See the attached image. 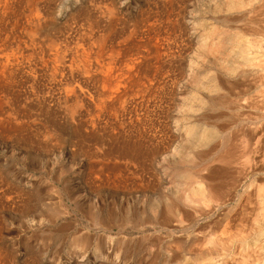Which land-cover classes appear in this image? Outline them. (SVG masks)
I'll list each match as a JSON object with an SVG mask.
<instances>
[{
  "label": "rangeland",
  "instance_id": "obj_1",
  "mask_svg": "<svg viewBox=\"0 0 264 264\" xmlns=\"http://www.w3.org/2000/svg\"><path fill=\"white\" fill-rule=\"evenodd\" d=\"M28 1L0 0V264H264V137L255 132L264 123V0H38L32 11ZM80 23L105 33L119 61L134 57L156 69L149 89L119 109L114 121L122 131L92 123L85 98L86 111L56 104L39 48ZM17 44L30 48L25 56ZM241 48L252 57L245 77L229 70ZM193 73L212 87L223 79V107L209 109L202 97L201 121L178 114ZM76 78L88 93L97 89ZM250 96L258 100L249 106ZM192 122L234 135L229 164L213 160L217 147L202 149L204 156L180 148ZM213 245L225 250L208 256Z\"/></svg>",
  "mask_w": 264,
  "mask_h": 264
},
{
  "label": "bare ground",
  "instance_id": "obj_2",
  "mask_svg": "<svg viewBox=\"0 0 264 264\" xmlns=\"http://www.w3.org/2000/svg\"><path fill=\"white\" fill-rule=\"evenodd\" d=\"M6 1V0H5ZM32 2L33 6L31 7L30 11L33 9L36 10V1L38 0H29ZM28 1V2H29ZM104 1V0H103ZM167 1V0H166ZM217 1V0H216ZM230 1V0H229ZM232 1V0H231ZM252 1V0H251ZM256 1V0H254ZM27 2V3H28ZM88 2V1H87ZM86 2V3H87ZM93 2V1H91ZM96 2V1H95ZM212 2V0H211ZM221 2V1H219ZM235 2V1H234ZM248 2V1H247ZM247 2L245 5H247ZM250 2V0H249ZM257 2V1H256ZM254 3V5L256 4ZM260 2V1H259ZM90 3V2H89ZM213 3V2H212ZM232 3V2H228ZM227 3V4H228ZM252 3V2H250ZM248 3V4H250ZM91 4V3H90ZM96 4V3H95ZM226 4V5H227ZM253 4V3H252ZM251 4V5H252ZM262 4V3H260ZM258 4V5H260ZM6 5V4H5ZM35 5V6H34ZM92 5V4H91ZM90 5V7H91ZM94 5V3H93ZM99 5V4H98ZM240 5V4H239ZM243 5V4H242ZM244 5V6H245ZM253 5V6H254ZM257 5V6H258ZM216 6V5H215ZM229 6V5H228ZM256 6V8H257ZM262 6V5H261ZM30 7V6H29ZM95 7V6H94ZM149 7V6H148ZM168 7V6H167ZM173 7V6H172ZM218 7V6H217ZM230 7V6H229ZM236 7V6H235ZM243 7V6H241ZM240 7V8H241ZM252 7V6H250ZM100 9V7H98ZM176 8V7H175ZM238 8V7H237ZM249 8V7H248ZM7 9V8H6ZM25 9V8H24ZM102 9V8H101ZM105 9V10H104ZM103 10H99L100 14L103 15L106 18L107 26L111 25L112 22V16L110 14V11L108 8H104ZM152 9V8H151ZM167 9V8H166ZM236 9V8H235ZM250 9V8H249ZM261 9V8H260ZM263 9V8H262ZM4 10V9H3ZM22 10V9H21ZM27 12L29 9H26ZM40 10V7H39ZM98 10V9H96ZM239 10V9H238ZM29 11V12H30ZM176 11V10H175ZM248 11V10H247ZM251 11V10H250ZM262 11V10H261ZM26 12V13H27ZM45 12V11H44ZM161 12V11H160ZM173 12V11H172ZM181 12V11H180ZM238 12V11H236ZM259 12V11H258ZM264 12V10H263ZM261 12V13H263ZM242 13V12H241ZM257 13V10L255 14ZM162 14V13H161ZM227 14V12L225 13ZM233 14V13H232ZM252 14V12H251ZM260 14V13H259ZM237 15V14H235ZM234 15V16H235ZM243 16V14H241ZM247 15V12H246ZM250 15V14H249ZM38 17V15L36 14ZM77 16V15H76ZM37 17H33V15L30 17V21L28 23V27L31 30H34L37 24ZM169 17V16H168ZM233 17V16H232ZM236 17V16H235ZM260 17V15H259ZM28 18V17H27ZM171 18V17H170ZM254 18V17H253ZM76 19V18H75ZM164 19V18H163ZM224 19V18H223ZM229 19V18H228ZM236 19V18H235ZM243 19V18H242ZM249 19V18H248ZM259 19V18H258ZM26 20V19H25ZM180 20V19H179ZM159 21V20H158ZM229 21V20H228ZM232 21V20H231ZM235 21V20H234ZM239 21V20H238ZM241 21V20H240ZM244 21V20H243ZM248 21V20H247ZM256 21V20H255ZM170 22V21H169ZM175 22V21H174ZM226 22V20H225ZM251 22V21H250ZM254 22V20H253ZM181 23V22H180ZM228 23V22H226ZM247 23V22H245ZM99 24V23H98ZM151 24V23H150ZM160 24V22H159ZM198 24V23H197ZM221 24V23H220ZM255 24V23H254ZM253 24V26H254ZM5 25V24H4ZM95 25V24H94ZM93 23H88V28L86 30V26H84L83 23H80L78 25V28H69L66 29V35H64L62 38L58 40V42H54L51 44H46L44 48H39V55H40V60L43 63V67L46 68L47 74L49 77L48 81H51L54 83V88L57 90V98H56V104L59 105L60 107L63 106L65 108H70L73 112L79 111V110H85L87 107L83 102V99L89 100L91 105V109L88 108V117L90 116L91 122L94 123L93 121H96V119L102 120L104 125L109 127L112 130L115 131H122L120 128L122 125H117L116 122L114 121L118 116L119 109L123 108L124 102L126 103L125 99L128 96H137L136 94H143V92H146L149 87L152 85L153 82H155V77H156V69L152 67L151 65L144 64L143 63H137L136 59H128L126 62H121L119 61L112 52H116V50H113V46L106 47L105 45V33L98 34L92 32V28L94 27ZM158 25V24H157ZM225 25V23H224ZM222 25V26H224ZM232 25V24H231ZM248 25V24H247ZM252 25V24H251ZM228 26V25H227ZM241 26V25H239ZM246 26V25H245ZM70 27V26H69ZM169 27V26H168ZM198 27V26H197ZM232 27V26H231ZM256 25L253 27L255 28ZM239 28V27H238ZM259 28V27H258ZM261 28V27H260ZM159 29V28H158ZM197 29V28H196ZM201 29V28H200ZM215 29V28H214ZM213 29V30H214ZM235 29L239 30L236 28ZM250 29V28H249ZM263 29V28H262ZM261 29V30H262ZM137 30V29H136ZM152 30V29H151ZM216 30V29H215ZM214 30V31H215ZM232 30V29H231ZM244 30V29H243ZM242 30V31H243ZM246 30V29H245ZM256 30H258L256 28ZM255 30V31H256ZM102 32H105V29H101ZM153 31V30H152ZM158 31V30H157ZM210 31V30H209ZM219 31V30H218ZM228 31V30H227ZM240 31V30H239ZM264 31V29H263ZM203 32V31H202ZM220 32V31H219ZM218 32V33H219ZM229 32V31H228ZM227 32V33H228ZM236 32V31H235ZM246 32V31H244ZM250 32V31H249ZM258 32V31H256ZM234 33V32H233ZM240 33V32H239ZM242 33V32H241ZM253 33V31L251 32ZM250 33V34H251ZM264 33V32H263ZM6 34V33H5ZM171 34V32H170ZM205 34V33H204ZM214 34V33H212ZM245 34V33H244ZM260 34V33H258ZM137 35V34H136ZM229 35V34H228ZM234 35V34H233ZM262 35V34H261ZM121 36V35H120ZM139 36V35H138ZM160 36V35H159ZM203 36V34H202ZM210 36V35H209ZM214 36V35H213ZM241 36V35H240ZM251 36V35H249ZM56 37V36H55ZM171 37V36H169ZM208 37V36H207ZM234 37V36H233ZM260 37V36H259ZM24 38V37H23ZM159 38V37H158ZM204 38V37H203ZM238 39V37H236ZM234 38V39H236ZM241 38V37H240ZM243 38V37H242ZM245 38V36H244ZM21 39V38H19ZM178 39V37H177ZM210 39V37H209ZM212 39V37H211ZM261 39V38H260ZM25 40V39H24ZM117 40V39H116ZM247 40V39H246ZM2 41V40H1ZM22 41V40H21ZM165 41V40H164ZM168 41V40H167ZM202 42L201 39H199V42ZM207 41V40H206ZM213 41V40H212ZM225 41V40H224ZM231 41V40H230ZM240 41V40H239ZM244 41V40H243ZM242 41V42H243ZM263 41V40H262ZM44 42V40L42 41ZM160 42V41H159ZM162 42V41H161ZM208 42V41H207ZM232 42V41H231ZM249 42V41H248ZM247 46H249V43ZM171 43V42H169ZM168 43V44H169ZM204 43V42H203ZM210 43V42H209ZM218 43V42H217ZM226 43V42H225ZM237 43V42H236ZM10 44V43H8ZM37 44V43H36ZM150 44V43H149ZM200 44V43H199ZM213 44V43H212ZM239 44V43H238ZM246 44L244 47H246ZM11 45V44H10ZM10 45H8L10 47ZM13 45V44H12ZM15 45V44H14ZM35 45V44H34ZM110 45V44H109ZM152 45V44H151ZM225 45V44H224ZM230 45V44H229ZM241 46V44H239ZM243 45V44H242ZM7 46V45H6ZM28 46H30L28 44ZM41 46V45H40ZM108 46V45H107ZM206 46V44H205ZM235 46V43H234ZM239 46V47H240ZM251 46V45H250ZM3 47V46H2ZM27 47V45H26ZM36 47V46H35ZM34 47V48H35ZM219 47V46H218ZM222 47V45L220 46ZM236 47V46H235ZM233 47V48H235ZM255 47V46H254ZM8 48V47H5ZM13 48V47H12ZM24 48V47H23ZM22 47H20L19 44L16 45L17 52L19 54V57L25 56L24 51L29 50L30 48L27 47L28 49L23 50ZM31 47L32 50V55L35 54V49ZM178 48V47H177ZM223 48V47H222ZM237 48V47H236ZM247 48V47H246ZM245 48V49H246ZM252 49L251 47H248ZM256 48H258L256 46ZM151 49V48H150ZM175 49V48H174ZM216 49V48H215ZM221 49V48H220ZM244 48H241L238 50V53L242 56L241 59L238 57V55L235 53L234 58H236L237 62V68L231 66L229 70H233L237 74V76H243L249 75L250 73V65H251V58L248 56H244L243 53L245 52ZM8 50V49H7ZM30 50V51H31ZM38 50V49H37ZM36 50V51H37ZM148 50V48H147ZM152 50V49H151ZM185 50V49H184ZM207 50V49H206ZM205 50V51H206ZM210 50V49H209ZM219 50V49H218ZM223 50V49H222ZM253 50V49H252ZM120 51V50H119ZM118 51V52H119ZM150 51V50H149ZM163 51V50H162ZM229 51L232 53L234 50ZM248 51V50H247ZM258 51V50H257ZM121 52V51H120ZM199 52V51H198ZM210 52V51H209ZM215 52V51H214ZM235 52V51H234ZM262 52V51H261ZM142 53V52H141ZM164 53V52H163ZM172 53V52H171ZM200 53V52H199ZM264 53V51L262 52ZM37 54V55H38ZM155 54V52L153 53ZM161 54V53H160ZM202 54V53H200ZM215 54V53H214ZM226 54V53H224ZM233 54V53H232ZM247 54V53H246ZM27 55V52H26ZM156 55V54H155ZM169 55V54H168ZM167 55V56H168ZM203 55V54H202ZM228 55V54H227ZM230 55V54H229ZM7 54H5V58L8 59ZM29 56V54H28ZM144 56V55H143ZM150 56V55H149ZM165 56V55H164ZM233 56V55H232ZM231 56V58H232ZM255 56V55H254ZM260 56V55H259ZM2 57V56H1ZM18 57V58H19ZM162 57V56H161ZM169 57V56H168ZM173 57V56H172ZM204 57V55H203ZM208 57V56H207ZM210 57V56H209ZM227 57V56H226ZM17 58V60H18ZM38 58V57H37ZM131 58V57H130ZM148 58V57H147ZM230 58V59H231ZM257 58V57H256ZM260 58V57H259ZM32 59V58H31ZM144 59V58H143ZM205 59V58H204ZM225 59V58H224ZM229 59V60H230ZM254 59V57H253ZM30 60V59H28ZM126 60V59H125ZM139 60V59H138ZM146 60V59H145ZM175 60V59H174ZM193 60V59H192ZM220 60V59H219ZM228 60V61H229ZM233 60V59H231ZM34 61V60H33ZM182 61V60H181ZM196 61V60H195ZM215 61V59H214ZM226 61V60H225ZM234 61V60H233ZM1 62V61H0ZM143 62V61H142ZM199 62V61H198ZM218 62V61H217ZM12 63V62H11ZM29 63V62H27ZM36 63V62H35ZM40 63V61H39ZM147 63V60H146ZM167 63V62H166ZM196 63V62H195ZM261 63V62H260ZM19 64V63H18ZM22 64V63H20ZM30 64V63H29ZM143 64V65H142ZM174 64V63H173ZM212 64V63H211ZM228 64V63H227ZM233 64V63H232ZM254 64V63H253ZM17 65V64H15ZM213 65V64H212ZM221 65V64H220ZM8 67V65H6ZM29 66V65H28ZM179 66V65H178ZM215 66V64H214ZM249 66V67H248ZM21 67V66H20ZM31 67V66H29ZM259 67V66H258ZM9 68V67H8ZM13 68V67H12ZM36 68V67H35ZM40 68V67H39ZM257 68V67H256ZM23 69V68H22ZM25 69V67H24ZM34 68L31 67L30 73H33L35 70ZM166 69V68H165ZM7 70V69H6ZM39 70V69H37ZM45 70V69H44ZM257 70V69H256ZM255 70V71H256ZM259 70V69H258ZM26 71V70H25ZM173 71V70H172ZM193 71V70H192ZM253 71V70H252ZM29 72V71H28ZM38 72V71H36ZM41 72V71H40ZM171 72V71H170ZM194 72V71H193ZM46 73V72H43ZM254 73V72H253ZM4 74V73H3ZM174 74V73H173ZM236 74H234L236 76ZM251 74V73H250ZM255 74V73H254ZM2 75V74H1ZM29 75V74H27ZM37 75V74H36ZM44 75V74H43ZM46 75V74H45ZM83 77L86 80H92L97 83V89L95 91H91V93H88V88L86 85H82L79 82V80L76 77ZM204 76V75H203ZM206 76V75H205ZM204 76V77H205ZM231 72L228 71V74L225 75V77L232 78ZM29 77V76H28ZM46 77V76H45ZM163 77V76H162ZM250 77V76H249ZM30 78V77H29ZM32 78V77H31ZM43 78V77H42ZM234 78V77H233ZM171 79V78H170ZM30 80V79H29ZM32 80V79H31ZM44 80V79H43ZM46 80V81H47ZM169 80V79H168ZM205 81V80H204ZM202 79V76H200L198 73H193L191 74V77L189 78V92L185 98V103H183V108L180 110L178 109V114L180 115H185L187 118H193L195 119L194 121H201L205 120L207 118L206 113H201L200 110V103H201V98H205L207 106L209 109L217 110L223 107V95L218 93V88L221 87L223 84V79L218 78L217 82L215 85L212 87L210 86V83L204 82ZM33 82V81H32ZM30 83V85L32 84ZM50 82V83H51ZM36 83V82H35ZM172 83V82H170ZM229 83V82H228ZM90 84V83H89ZM50 85V84H49ZM231 84H229L230 86ZM164 86V85H163ZM227 86V87H229ZM169 87V86H168ZM32 89V88H31ZM34 89V88H33ZM53 89V88H52ZM168 89V88H167ZM263 89V88H262ZM3 90V89H2ZM36 90V89H35ZM46 90V89H45ZM91 90V89H90ZM93 90V89H92ZM231 90V89H229ZM264 90V89H263ZM51 91V90H50ZM3 92V91H2ZM52 92V91H51ZM90 92V91H89ZM165 92V91H164ZM263 92V91H261ZM260 92V93H261ZM160 93V92H159ZM37 94V93H36ZM44 94V93H43ZM52 94V93H51ZM56 94V95H57ZM48 95V94H47ZM50 95V94H49ZM5 97V96H3ZM56 97V96H55ZM47 98V97H46ZM135 98V97H134ZM144 98V97H143ZM165 98V97H164ZM167 99V98H166ZM258 100V99H257ZM256 98L254 97H248L245 98V104H248L249 106L251 104L256 103ZM9 101V100H8ZM53 101V100H52ZM51 101V102H52ZM86 101V100H85ZM238 101V100H237ZM54 102V101H53ZM205 102V101H204ZM89 104V103H87ZM256 105V104H255ZM55 106V105H54ZM53 106V107H54ZM237 106V105H236ZM234 106V107H236ZM58 107V106H57ZM238 107V106H237ZM236 107V113L239 114V110H237ZM147 108V107H146ZM162 108V106H161ZM244 108V107H243ZM1 110V109H0ZM124 110V109H123ZM125 111V110H124ZM162 111V110H161ZM231 111V110H230ZM80 112V111H79ZM122 113V112H121ZM148 113V112H147ZM123 114V113H122ZM130 114V113H129ZM138 114V113H137ZM125 115V114H124ZM150 115V113H149ZM121 116V115H120ZM154 116V115H153ZM132 117V116H131ZM79 118V117H78ZM85 118V117H84ZM149 118V117H148ZM261 118L264 121L263 115ZM137 119V118H136ZM158 119V118H157ZM164 119V118H163ZM88 120V119H87ZM149 120V119H148ZM141 121V120H140ZM125 122V121H124ZM88 123V122H87ZM163 123V122H162ZM177 126L181 123L179 120L176 121ZM146 124V122H145ZM201 127L195 126V122L190 123L185 126L186 129V136L180 140V148L183 150H187V152H192L193 154H196L197 156H201L204 154H208L207 150L202 153V149H212L215 147L218 148V153L213 157V160H215L218 163L222 164H229V162L233 159V151L232 149L233 144V136L230 134H224L220 128H207V125L205 122L202 123ZM37 125V124H36ZM142 125V124H141ZM166 125V124H165ZM21 126V125H20ZM128 126V125H127ZM138 126V125H137ZM259 126V125H258ZM124 127V126H123ZM139 127V126H138ZM163 127V126H162ZM125 128V127H124ZM136 129V128H135ZM137 130V129H136ZM144 130V129H143ZM257 130V129H255ZM30 131V130H28ZM125 132V131H124ZM258 132L260 136L264 137V123L261 125L259 128ZM122 133V132H121ZM9 134V133H8ZM156 135V134H155ZM120 136V135H119ZM162 136V135H161ZM166 136V135H165ZM160 137V136H159ZM28 138V137H27ZM214 138H219V142H216ZM253 138V137H252ZM32 140V139H31ZM221 140V141H220ZM135 141V140H134ZM150 141V140H149ZM157 141V140H156ZM257 142V141H256ZM158 143V142H157ZM209 144V146H207ZM156 144V143H155ZM261 144V143H260ZM164 147V146H163ZM166 147V146H165ZM258 147V146H257ZM260 148V147H259ZM246 151V150H245ZM244 151V152H245ZM257 156V155H256ZM120 158V157H119ZM113 159V158H112ZM125 159V158H124ZM127 160V158L125 159ZM129 161V160H128ZM96 162V161H95ZM127 162V161H126ZM131 162V161H130ZM123 163V162H122ZM132 163V162H131ZM94 164V163H93ZM99 164V163H98ZM105 165V164H104ZM112 165V164H111ZM126 165V163H125ZM134 165V164H133ZM131 164V166H133ZM139 165V164H138ZM101 165H99L100 167ZM130 166V165H129ZM95 167V166H94ZM102 167V166H101ZM100 167V168H101ZM106 167V166H105ZM105 167H102V169H106ZM120 167V166H118ZM108 168V167H107ZM140 168V167H139ZM110 167L107 169L109 170ZM113 169V168H112ZM92 170V169H91ZM95 170V168H94ZM106 170V171H107ZM99 171V169H98ZM102 171V170H101ZM105 171V170H103ZM113 170H111L112 172ZM97 172V171H96ZM110 172V171H109ZM110 172V173H111ZM94 173V172H93ZM102 173V172H101ZM130 173V172H129ZM128 173V174H129ZM211 173V169L208 170V175ZM109 174V173H108ZM113 174V173H112ZM111 174V175H112ZM135 174V173H134ZM99 175V174H98ZM93 176V174H92ZM100 176V175H99ZM107 176V175H106ZM134 176V175H133ZM253 176V175H252ZM95 177V176H94ZM102 176H100L101 179ZM110 177V176H109ZM136 177V176H135ZM117 178V177H116ZM121 178V177H120ZM119 178V179H120ZM137 178V177H136ZM118 179V180H119ZM202 179V178H201ZM249 179V178H248ZM98 181V179H96ZM137 181V180H136ZM120 182V181H119ZM124 183V182H123ZM144 183V182H143ZM96 184V183H95ZM130 184V183H129ZM1 186V185H0ZM96 186V185H95ZM8 188V187H7ZM135 188V187H134ZM2 192V190H1ZM197 194H200L199 191H197ZM201 195V194H200ZM237 195V194H236ZM244 195V194H243ZM15 198V197H14ZM196 201L199 202L197 199ZM5 202V201H4ZM10 202V201H9ZM99 202V201H98ZM205 202V201H204ZM241 203V202H240ZM207 204V203H206ZM3 206V205H2ZM207 212L211 213L212 212V207L208 205ZM204 210L199 208V212L202 214ZM206 211V210H205ZM214 215V214H213ZM226 220V219H225ZM200 227V225L198 226ZM197 227V228H198ZM88 228V227H87ZM90 228V227H89ZM22 229V228H21ZM97 229V228H96ZM102 229V228H101ZM104 229V228H103ZM182 229V228H181ZM228 229V228H227ZM182 231V230H181ZM172 232V231H171ZM181 233V232H180ZM217 239V238H216ZM215 239V240H216ZM172 247V246H171ZM209 253L208 256H211V254H217L221 255L223 253L224 248H219L216 245H213V247L209 248ZM191 251V250H190ZM196 252V250H195ZM206 255V254H205ZM226 255V254H225ZM207 256V255H206ZM256 257V256H255ZM254 257V258H255ZM195 258V257H194ZM197 260V259H196ZM256 260V258L254 259ZM258 260V259H257ZM264 260V259H263ZM226 262V260H225Z\"/></svg>",
  "mask_w": 264,
  "mask_h": 264
}]
</instances>
